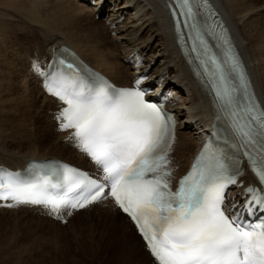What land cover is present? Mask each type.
I'll use <instances>...</instances> for the list:
<instances>
[{"label": "snow or ice", "instance_id": "snow-or-ice-1", "mask_svg": "<svg viewBox=\"0 0 264 264\" xmlns=\"http://www.w3.org/2000/svg\"><path fill=\"white\" fill-rule=\"evenodd\" d=\"M169 6L216 112L209 139L176 190L170 167L176 121L163 104L146 99L147 73L118 88L57 59L54 70L38 63L33 70L58 102L59 130L96 175L55 161L30 163L28 178L0 169V201L8 208L42 206L60 218L110 200L130 218L155 264H264V102L226 29L204 19L212 16L207 0H170ZM245 161L256 184L242 183Z\"/></svg>", "mask_w": 264, "mask_h": 264}, {"label": "bare ground", "instance_id": "bare-ground-1", "mask_svg": "<svg viewBox=\"0 0 264 264\" xmlns=\"http://www.w3.org/2000/svg\"><path fill=\"white\" fill-rule=\"evenodd\" d=\"M166 1L29 0L28 12L31 24L34 23L39 28L41 44L47 51L48 61L54 50L65 43L117 84L127 85L139 72L134 71L125 60L130 54L137 52L144 57L142 71L151 77L165 78L177 90L176 95L182 94L180 103H172L171 107L181 116L174 158L180 167V173H184L200 145L202 132L208 131L207 126L213 122L216 112L211 94L200 83L177 43L174 22L169 12L170 0L168 10ZM210 1L228 24L255 89L264 102V0ZM99 10L101 13L97 16ZM29 57L28 54H22V59L16 62L6 60L0 54V139L5 136L9 145L14 147L9 149L10 146H5L1 150L4 159L0 160V164L24 168L32 159L56 158L80 167L91 166L88 158L78 152L71 142L66 141V134L57 128L56 140H51L42 127L32 135L29 131L27 136L13 135L16 125H9L11 120L16 121V105L24 92L33 89L43 104H46L47 110L58 109L57 101L44 92L40 81L30 72ZM49 114L53 120L51 111ZM192 121L196 125H189ZM197 125L201 126L200 129H196ZM42 146L45 150L39 151ZM20 148H26V152L21 154ZM243 179L250 182L253 178L246 171ZM90 209L79 211L75 216L96 210L97 224L106 228L105 246L112 250L115 257L117 255V260L113 257L116 262L146 264L149 261V252L125 215L115 211L110 205L99 204L93 210ZM36 214L44 216L39 210ZM153 261L151 260L152 264Z\"/></svg>", "mask_w": 264, "mask_h": 264}, {"label": "rangeland", "instance_id": "rangeland-1", "mask_svg": "<svg viewBox=\"0 0 264 264\" xmlns=\"http://www.w3.org/2000/svg\"><path fill=\"white\" fill-rule=\"evenodd\" d=\"M29 7V0H0V54L6 60L17 62L22 59V54H47L41 44L39 28L30 22ZM36 110L39 115L34 113ZM16 111V121L11 120L9 125H16L13 135L27 136L28 131L32 135L42 127L50 139L56 140L57 124L51 120L52 116L49 114L53 110H47L46 104H43L36 91L30 89L24 92L16 105ZM3 137L0 139V160L4 159L1 150L10 146L9 141ZM12 148L14 147L11 145L9 149ZM39 149L43 151L45 147ZM19 152H26V148H20ZM20 209L0 210V264H119L114 260H117V255L115 257L112 250L105 246L106 228L97 224L96 210L75 216L69 223L61 225L36 214V209ZM101 232L103 233L100 234ZM150 259L146 264H152L153 258Z\"/></svg>", "mask_w": 264, "mask_h": 264}]
</instances>
